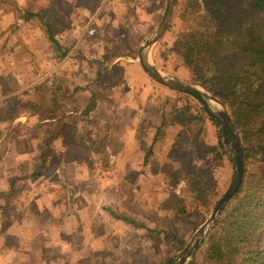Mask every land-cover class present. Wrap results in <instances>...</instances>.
<instances>
[{"label":"rangeland","instance_id":"1","mask_svg":"<svg viewBox=\"0 0 264 264\" xmlns=\"http://www.w3.org/2000/svg\"><path fill=\"white\" fill-rule=\"evenodd\" d=\"M183 2L179 0L172 26L152 58L165 75L211 93L192 81L182 59L171 51L182 32ZM166 8L167 0H0V121L5 117L9 124L23 114L24 104L40 103L42 96L45 106L58 108L56 129L62 128L64 116L89 139L99 168L96 173L66 172L73 185L58 194L55 216L38 214L36 223L27 225L28 248L16 251L26 264H168L229 189L234 169L223 137L228 156L219 148L217 126L196 100L154 82L139 63L140 48L158 29ZM20 9L33 10L51 25L65 57L49 42L40 20L25 22ZM190 23L195 22L191 19L183 28ZM88 28L95 34L83 36ZM42 84L47 88L36 93ZM186 105L198 118L180 127L173 116ZM15 131L18 137L26 128ZM126 149L121 158L119 152ZM118 159L122 168H117ZM83 176L104 183L88 187L80 182ZM195 187L202 189L209 207L199 210ZM116 216L129 217L138 226ZM84 222L94 224L90 233L83 232ZM206 240L195 257L199 262Z\"/></svg>","mask_w":264,"mask_h":264},{"label":"trees","instance_id":"2","mask_svg":"<svg viewBox=\"0 0 264 264\" xmlns=\"http://www.w3.org/2000/svg\"><path fill=\"white\" fill-rule=\"evenodd\" d=\"M20 12L25 22L40 20L49 42L63 52L62 57L67 55L43 17L30 9ZM191 19L195 23L184 29L183 25ZM181 20L182 32L173 39L171 51L182 59L193 82L227 106L241 141L246 167L242 187L208 234L202 261L195 258L191 264H264V248L260 247L264 234V0H185L179 15ZM47 86L42 84L35 89L36 93ZM39 100L40 103L28 101L22 110L38 114L41 119L60 117L56 106H45L46 99L42 96ZM184 108L173 116V123L180 127H187L198 118L190 113L188 105ZM61 118L62 128L50 132L45 141L44 167L51 141L69 126L64 116ZM217 137L221 152L228 156L221 134ZM194 193L199 210L209 207L200 187H195ZM116 219L138 226L129 217L116 216Z\"/></svg>","mask_w":264,"mask_h":264},{"label":"crops","instance_id":"3","mask_svg":"<svg viewBox=\"0 0 264 264\" xmlns=\"http://www.w3.org/2000/svg\"><path fill=\"white\" fill-rule=\"evenodd\" d=\"M90 29L88 28L83 36L85 33L89 34ZM136 104L139 107V103ZM130 105H133L132 102ZM13 119L9 124L5 117L0 121V264H26V260L16 254L28 248L27 225H34L38 214L44 219L55 216L59 208L58 194H65L66 187L73 185L69 173L66 175L69 169L84 172L93 170L94 173L99 169L97 163L93 162L96 156L95 151L89 147V139L79 135L77 129L70 126L51 141L48 162L44 167L42 153L46 148L45 141L50 132L56 131L60 117L48 120L41 119L38 114L23 112ZM134 122H138V117H134ZM19 126L25 127L26 133L17 137L15 130ZM134 145L135 142H132L131 146ZM126 152L127 149L119 152L121 158ZM120 160L118 159L117 168L123 167ZM80 180L88 187L104 183L96 177L85 181L83 176ZM76 181L79 182L78 179ZM89 189L86 190L88 196L91 195ZM99 196L102 199L103 195ZM72 218L74 219L73 215L68 216V222H72ZM83 224L85 233H90L91 228H94L93 223ZM103 224L100 221L98 223L100 228ZM45 226L46 223L43 227ZM97 243L99 244V241L93 246L96 247Z\"/></svg>","mask_w":264,"mask_h":264},{"label":"water","instance_id":"4","mask_svg":"<svg viewBox=\"0 0 264 264\" xmlns=\"http://www.w3.org/2000/svg\"><path fill=\"white\" fill-rule=\"evenodd\" d=\"M178 3L179 0H167V8L163 20L158 29L141 46L138 60L143 71L151 80L172 91L193 98L202 106L204 112L217 126L228 147L234 173L229 189L219 200L208 221L197 231L182 252L175 259L169 261L168 264H188L196 257L204 245L206 237L219 221L225 208L242 187L245 176V160L241 141L234 124L231 122L226 105L199 85L165 75L153 61L152 53L154 47L163 39L172 26ZM214 104L218 105L220 109L215 107Z\"/></svg>","mask_w":264,"mask_h":264},{"label":"built area","instance_id":"5","mask_svg":"<svg viewBox=\"0 0 264 264\" xmlns=\"http://www.w3.org/2000/svg\"><path fill=\"white\" fill-rule=\"evenodd\" d=\"M95 32H96V30H94V29H90V30H89V34H90V35H94Z\"/></svg>","mask_w":264,"mask_h":264}]
</instances>
